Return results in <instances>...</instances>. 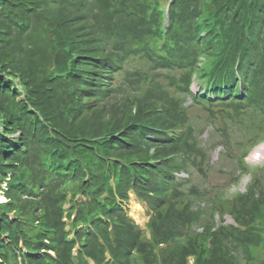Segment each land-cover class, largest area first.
I'll list each match as a JSON object with an SVG mask.
<instances>
[{
    "label": "trees",
    "instance_id": "trees-1",
    "mask_svg": "<svg viewBox=\"0 0 264 264\" xmlns=\"http://www.w3.org/2000/svg\"><path fill=\"white\" fill-rule=\"evenodd\" d=\"M263 139L264 0H0V264H264Z\"/></svg>",
    "mask_w": 264,
    "mask_h": 264
},
{
    "label": "rangeland",
    "instance_id": "rangeland-1",
    "mask_svg": "<svg viewBox=\"0 0 264 264\" xmlns=\"http://www.w3.org/2000/svg\"><path fill=\"white\" fill-rule=\"evenodd\" d=\"M196 88H198V86H196ZM190 102L191 100H189L188 103ZM191 113L200 127H207L204 132V136L209 137V144L218 142L221 139L218 132H212L213 126H210V124L207 123L206 112H204L199 107H193L191 109ZM221 148H222L221 146H217L215 149L212 150L211 163L213 164V167L210 168L208 172L209 173L208 177L203 178L202 176L200 177L198 175H195V180L199 181L201 184H204L210 181L213 184L222 182V185H224L228 182L229 178L231 177V174L229 173L221 174L219 172V168H222L226 171H229L231 169V163H230L229 158L224 159L221 157V152H220L222 150ZM254 150L255 149L253 148L250 151V155L248 157L249 160L252 157V152ZM247 181H248V177H245L241 185L230 189V193H234L238 190H243ZM0 199H4V198L0 197ZM128 205H129L130 215L136 220L138 224H140L142 227H145L150 217V213H149L147 205L139 201L136 197V194H133V193L131 194V199Z\"/></svg>",
    "mask_w": 264,
    "mask_h": 264
}]
</instances>
